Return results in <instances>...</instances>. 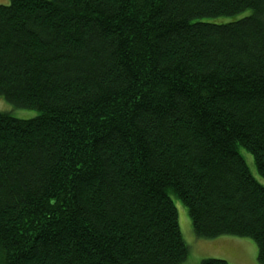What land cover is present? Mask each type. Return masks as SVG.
Segmentation results:
<instances>
[{
    "label": "trees",
    "instance_id": "obj_1",
    "mask_svg": "<svg viewBox=\"0 0 264 264\" xmlns=\"http://www.w3.org/2000/svg\"><path fill=\"white\" fill-rule=\"evenodd\" d=\"M0 96V264H181L174 196L264 264V0H10Z\"/></svg>",
    "mask_w": 264,
    "mask_h": 264
},
{
    "label": "rangeland",
    "instance_id": "obj_2",
    "mask_svg": "<svg viewBox=\"0 0 264 264\" xmlns=\"http://www.w3.org/2000/svg\"><path fill=\"white\" fill-rule=\"evenodd\" d=\"M9 3L10 0H0V4L7 5ZM226 20H228L226 17L211 19V21L218 23ZM0 111L8 112L20 119H30L39 115L38 110L17 107L2 96H0ZM239 151L246 159L252 175L264 185V177L258 172L253 155L244 147H240ZM173 199L178 208L183 238L189 246V255L181 264H201V261L206 258L223 259L230 264H260L257 259V244L250 238L233 235H222L216 238L197 237L186 205L176 196Z\"/></svg>",
    "mask_w": 264,
    "mask_h": 264
}]
</instances>
